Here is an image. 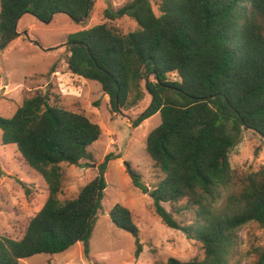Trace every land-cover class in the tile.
I'll return each mask as SVG.
<instances>
[{
  "label": "trees",
  "instance_id": "trees-1",
  "mask_svg": "<svg viewBox=\"0 0 264 264\" xmlns=\"http://www.w3.org/2000/svg\"><path fill=\"white\" fill-rule=\"evenodd\" d=\"M93 5L94 0H0V52L18 37L23 14L49 22L65 13L80 22ZM158 11L152 0L106 8L110 21L129 16L138 27L124 31L105 21L69 34L66 64L73 74L101 84L112 111L136 105L146 89L151 101L133 121L135 127L161 115L146 141L160 179L148 188L134 168L128 172L151 194L165 224L198 241L205 255L156 264H232L238 230L249 222L264 227V168H234L230 162L244 129L264 138V0H159ZM52 96L50 88L37 90L11 117L0 115L3 143L16 145L49 190L21 238L0 234V264L60 253L79 241L86 255L90 251L108 161L118 155L107 154L76 196L62 198L64 164H90L89 147L101 127L84 110L69 109ZM230 185L241 186L239 193L217 208L222 188ZM110 217L135 236L139 255L142 243L132 211L116 204ZM249 250L252 264H264V244L254 240Z\"/></svg>",
  "mask_w": 264,
  "mask_h": 264
},
{
  "label": "rangeland",
  "instance_id": "rangeland-1",
  "mask_svg": "<svg viewBox=\"0 0 264 264\" xmlns=\"http://www.w3.org/2000/svg\"><path fill=\"white\" fill-rule=\"evenodd\" d=\"M127 1L94 0L89 14L80 22L65 13H56L49 22L25 13L17 22L18 37L0 52L1 116L11 117L25 98L37 90L50 88L52 97L58 98L60 104L69 109L84 110L101 127L100 137L89 147L94 156L90 164L85 161L78 166L64 164L67 176L60 194L62 198L76 196L81 187L95 177L98 165L107 154L118 155L108 161L107 186L90 238L89 254H85L84 244L79 241L60 253H39L23 258L20 264H156L169 257L190 260L205 255L198 241L165 224L154 210L151 194L137 187L128 172L129 167L134 168L148 188L160 179V172L146 152L148 133L160 124V113L136 127L133 125L150 104L149 92L144 89L143 97L136 105L112 111L110 97L101 84L73 74L66 64L68 35L110 21L105 16V9H116ZM158 2L152 0L157 13ZM110 22L124 31L138 27L129 16ZM54 65L55 71L48 74ZM170 76L174 78L175 74ZM230 162L234 168H264V138L253 129H244L239 143L230 153ZM240 187L222 188L216 207L223 208L228 197L239 193ZM48 196L45 179L25 164L15 144L3 143L0 129V234L21 238L30 218L42 208ZM116 204L132 211L142 243L139 255L136 254L135 236L111 220L110 211ZM164 205L171 209L169 203ZM254 240L264 244V227L249 222L238 230L232 264H252L249 248Z\"/></svg>",
  "mask_w": 264,
  "mask_h": 264
}]
</instances>
